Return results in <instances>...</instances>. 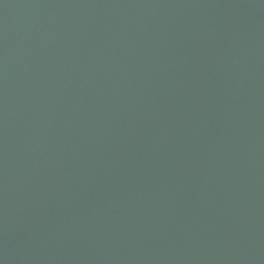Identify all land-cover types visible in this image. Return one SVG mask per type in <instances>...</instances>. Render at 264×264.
Masks as SVG:
<instances>
[{
    "label": "water",
    "instance_id": "water-1",
    "mask_svg": "<svg viewBox=\"0 0 264 264\" xmlns=\"http://www.w3.org/2000/svg\"><path fill=\"white\" fill-rule=\"evenodd\" d=\"M0 264H264V0H0Z\"/></svg>",
    "mask_w": 264,
    "mask_h": 264
}]
</instances>
